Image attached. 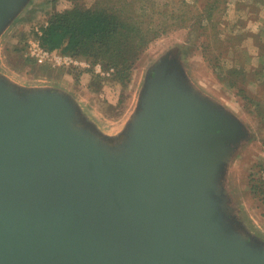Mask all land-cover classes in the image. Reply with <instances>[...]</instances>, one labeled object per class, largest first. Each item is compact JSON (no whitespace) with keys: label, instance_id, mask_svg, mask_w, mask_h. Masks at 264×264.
<instances>
[{"label":"water","instance_id":"obj_1","mask_svg":"<svg viewBox=\"0 0 264 264\" xmlns=\"http://www.w3.org/2000/svg\"><path fill=\"white\" fill-rule=\"evenodd\" d=\"M153 108L145 190L88 151L62 102L0 82V264H264V249L223 230L229 209L211 197L221 190L206 151L240 130L189 112L165 89Z\"/></svg>","mask_w":264,"mask_h":264},{"label":"rangeland","instance_id":"obj_2","mask_svg":"<svg viewBox=\"0 0 264 264\" xmlns=\"http://www.w3.org/2000/svg\"><path fill=\"white\" fill-rule=\"evenodd\" d=\"M55 1L7 0L5 17L3 10L0 13V82L29 100L50 97L62 102L75 127L90 138L93 150L88 151L145 190L154 182L147 147L155 122L153 107L162 89L189 112L219 121L224 129L238 128L241 137L235 142H217L206 151L217 176L212 187L221 190L211 197L229 209L223 230L264 249V205L250 193V176L264 174L257 168L264 160V0H219L212 18L201 15L211 0H157V10L168 4L175 16L188 11L183 16L190 27L170 30L153 42L124 84L114 80V68L100 82L84 69L86 73L76 77L75 71L65 69L61 75L55 67L49 76L26 52H17L27 33L51 11L72 6L69 0ZM197 21L206 35L191 27ZM175 22L182 26L183 21ZM233 69L239 71L232 78L239 88L229 83ZM241 88L247 98L239 95ZM197 200L206 217L211 210L203 209L202 195ZM206 229L214 236L222 231L216 225Z\"/></svg>","mask_w":264,"mask_h":264},{"label":"trees","instance_id":"obj_3","mask_svg":"<svg viewBox=\"0 0 264 264\" xmlns=\"http://www.w3.org/2000/svg\"><path fill=\"white\" fill-rule=\"evenodd\" d=\"M69 1L72 3L70 8L53 10L41 22L43 27L45 22L49 23L44 27L43 45L49 50L71 55L93 65L100 63L105 69L114 68V80L122 84L131 79L132 69L153 42L167 35L170 30L190 27L185 25L188 20L183 16L188 11L183 12L182 16H175L168 9V4H165V10H157V0H97L92 6L84 4V0ZM218 2L219 0H211L201 15L206 14L208 18H212ZM175 21H183L182 26ZM202 25L201 21H197L191 27L200 31L201 35H206L207 30ZM34 28L23 38V43L17 49L18 53L26 52L28 41L34 36ZM30 61L38 66L39 71L48 73L49 76L52 68H55L38 65L32 59ZM65 69L67 68L58 69L61 75L62 72L65 73ZM67 71H75L76 77L86 73L79 68H69ZM89 72L97 82L102 80L94 70ZM238 72V69L228 72L231 87L239 88L236 80L232 79L236 78ZM239 95L248 97L242 88ZM260 116L264 118V114ZM262 125L264 127V120ZM257 168L261 173L264 171V160L258 163ZM250 193L264 205L263 173L250 176Z\"/></svg>","mask_w":264,"mask_h":264},{"label":"built area","instance_id":"obj_4","mask_svg":"<svg viewBox=\"0 0 264 264\" xmlns=\"http://www.w3.org/2000/svg\"><path fill=\"white\" fill-rule=\"evenodd\" d=\"M49 25L44 23V27ZM44 27L37 25L34 28V36L29 39L26 55L35 61L38 65H50L57 68H79L84 70H94V72L103 78H109L114 69H105L100 63L93 65L88 61L75 58L71 55L61 54L58 51H52L43 45Z\"/></svg>","mask_w":264,"mask_h":264}]
</instances>
